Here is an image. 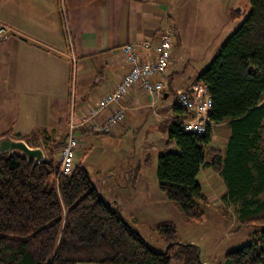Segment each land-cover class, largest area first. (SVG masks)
I'll use <instances>...</instances> for the list:
<instances>
[{
  "label": "trees",
  "instance_id": "trees-1",
  "mask_svg": "<svg viewBox=\"0 0 264 264\" xmlns=\"http://www.w3.org/2000/svg\"><path fill=\"white\" fill-rule=\"evenodd\" d=\"M249 1L245 20L195 77L211 97L205 132L185 131L183 120L193 113L175 107L162 128L165 145L176 150L160 152L156 167L158 189L188 222L203 221L200 206L209 204L197 181L204 167L226 185L221 199L239 203L238 227L255 229L256 242L227 252L223 264H264V0ZM221 123L230 128L224 151L211 146L213 124ZM17 138L41 146L36 132ZM65 139L37 165L18 154L0 156V264L201 263L198 247L179 242L172 221L155 226L168 243L157 252L81 164L60 173L53 152ZM151 162L148 153L144 164Z\"/></svg>",
  "mask_w": 264,
  "mask_h": 264
},
{
  "label": "crops",
  "instance_id": "crops-1",
  "mask_svg": "<svg viewBox=\"0 0 264 264\" xmlns=\"http://www.w3.org/2000/svg\"><path fill=\"white\" fill-rule=\"evenodd\" d=\"M170 11L161 12L152 0H0V21L16 31L0 40V136L13 132L17 138L36 132L37 144L45 152L53 144L63 142L72 94L78 110L111 92L128 68L122 51L128 43L149 42L140 52L144 61L154 59L153 46L163 29L162 19ZM67 29L75 64L67 56ZM197 74L183 77L182 72L169 66L165 76L158 77L165 82L160 99L153 102L138 85L132 87L123 100L127 107L124 121L112 134L77 130L81 141L76 163L87 171L93 166L100 173L104 179L100 190L106 200L115 198L124 184H131L134 189L142 187L147 196H152L158 187L156 170L149 174L144 161L135 166L125 164L131 155L128 152L121 153V166L112 154L101 158L95 142L99 137H125L130 125L140 124L136 138L143 141L139 151L144 152L145 159V152L163 150L166 133L162 125L169 120L168 104L174 93L189 87ZM37 112L40 123L35 121ZM63 114L66 117L62 121ZM59 150L54 149L55 160ZM121 174L123 179L119 181ZM114 202L118 204V199Z\"/></svg>",
  "mask_w": 264,
  "mask_h": 264
},
{
  "label": "rangeland",
  "instance_id": "rangeland-1",
  "mask_svg": "<svg viewBox=\"0 0 264 264\" xmlns=\"http://www.w3.org/2000/svg\"><path fill=\"white\" fill-rule=\"evenodd\" d=\"M152 1L156 7L160 8L161 12H164L165 9L171 10L168 16L162 19L161 34L165 26L171 30L173 44L170 66L172 69L182 72L183 77L197 74L208 66L217 49L238 29L250 9L249 0ZM64 117H66L65 114L60 117L62 121ZM40 120L41 115L37 112L35 121L40 123ZM139 128L140 124L137 127L130 125L125 137H99L95 146L101 150V158H107L112 154L117 164L121 166L120 161L123 160L121 153L128 152L131 155L124 161L125 164L128 162L131 166H135L138 162L144 161V152L140 153L139 151L143 147V141L136 138ZM213 128L211 146L224 151L230 136V128L227 123L213 124ZM9 135H13L12 137L15 138L13 132H10ZM166 149L174 151L176 147L174 145L164 146L161 151L145 152L152 153L151 166L147 171L149 174L155 172L157 157L160 152L163 153ZM46 150L49 152L48 148ZM88 171L93 185L97 188L101 187V182L104 179L100 173L93 166H90ZM121 179H123V174L119 177V181ZM197 181L209 200L207 206H200L204 214L201 222L186 221L180 210L166 200L164 195L158 193L160 192L158 187L152 191V196H147L146 189L142 187L134 189L131 184H124L126 187L119 188L117 196L107 201L114 202L118 199L120 206L116 203L114 207L119 208L124 219L141 233L153 250L164 252L168 247V243L155 228L156 224L172 221L176 225L178 241L195 244L198 247L200 264H223L227 252L256 242L255 229H239V203H227L221 199L227 188L219 175L214 173L211 168H202ZM103 192L106 195L105 191ZM161 196H163L162 199H160ZM261 199H264V195L261 196ZM173 264H183V262L178 260L173 261Z\"/></svg>",
  "mask_w": 264,
  "mask_h": 264
},
{
  "label": "built area",
  "instance_id": "built-area-1",
  "mask_svg": "<svg viewBox=\"0 0 264 264\" xmlns=\"http://www.w3.org/2000/svg\"><path fill=\"white\" fill-rule=\"evenodd\" d=\"M15 29L9 24L0 21V40H5ZM70 51L67 56L73 64L77 59L73 52V42L69 29H67ZM173 36L169 28H165L153 46L154 59L144 61L140 50L149 46V42L128 43L122 51L128 66L120 82L105 97L77 110L74 104V94L71 99L70 121L65 142L60 147L57 167L62 174H70L76 166V152L81 139L77 130H92L95 133L112 134L123 123L127 107L124 98L132 87L138 85L154 101L160 99L165 91L163 78L172 62ZM182 107L187 112H192V117L183 120L185 131L202 134L209 123L208 115L211 108V97L207 86L193 79L186 89H180L174 94V99L169 102V119L175 117L174 108ZM101 117L102 121H99Z\"/></svg>",
  "mask_w": 264,
  "mask_h": 264
},
{
  "label": "water",
  "instance_id": "water-1",
  "mask_svg": "<svg viewBox=\"0 0 264 264\" xmlns=\"http://www.w3.org/2000/svg\"><path fill=\"white\" fill-rule=\"evenodd\" d=\"M166 96L167 94H164V97ZM4 154H18L35 165L45 161L47 157L42 146H31L27 140L14 138L9 134L0 136V156Z\"/></svg>",
  "mask_w": 264,
  "mask_h": 264
}]
</instances>
